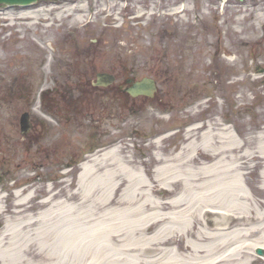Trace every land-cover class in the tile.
<instances>
[{
    "label": "rangeland",
    "instance_id": "374dc122",
    "mask_svg": "<svg viewBox=\"0 0 264 264\" xmlns=\"http://www.w3.org/2000/svg\"><path fill=\"white\" fill-rule=\"evenodd\" d=\"M98 1L99 15L85 29L79 25L85 5L76 6L67 19L64 11L57 25L26 22L41 13L50 16L46 9L31 18L20 15L18 7L0 15V229L16 211L33 212L47 197L59 201L75 192L80 164L89 166L104 150L126 155L130 166L146 177L159 166L153 160L155 152L170 159L202 132L227 128L242 141L243 149L251 150L253 139L264 137V0H180L179 4L166 0L160 15L155 0H136L150 3L152 11L135 7L144 15L136 21L125 18L121 26L113 24L121 22L116 18L119 4ZM66 25L86 38L82 55L87 59V83L94 82L97 72L108 71H114L115 81L95 89L88 86L90 95L84 103L78 101L70 116L62 117L51 114L44 92L52 88L56 75L53 58L78 50L72 40L61 41L56 56L47 47L56 45L53 33ZM18 74L33 81L22 95L34 97L35 128L25 134L19 118L27 104L18 99L1 101V83ZM144 77L156 83L152 97L120 93L112 99L118 83ZM97 91L109 93L93 100ZM196 154L204 155L201 150ZM248 166L243 180L259 202L261 167L252 162ZM19 193L18 200L25 205H16ZM162 194L156 195L163 198L169 193ZM253 264L262 263L257 259Z\"/></svg>",
    "mask_w": 264,
    "mask_h": 264
},
{
    "label": "bare ground",
    "instance_id": "6f19581e",
    "mask_svg": "<svg viewBox=\"0 0 264 264\" xmlns=\"http://www.w3.org/2000/svg\"><path fill=\"white\" fill-rule=\"evenodd\" d=\"M253 141L243 149L227 128L202 132L170 159L155 152L146 177L104 150L81 166L75 192L5 220L0 264H264V137ZM251 162L259 202L243 180Z\"/></svg>",
    "mask_w": 264,
    "mask_h": 264
},
{
    "label": "flooded vegetation",
    "instance_id": "af4514ba",
    "mask_svg": "<svg viewBox=\"0 0 264 264\" xmlns=\"http://www.w3.org/2000/svg\"><path fill=\"white\" fill-rule=\"evenodd\" d=\"M54 1V0H51ZM78 1V0H73ZM98 1V0H97ZM156 2H160L163 8L166 7V0H155ZM101 1H98V3ZM119 8H120V14L122 19H134V12L133 10V2L132 0H127L126 2H121L118 0ZM180 0L177 4H179ZM96 3H91V6L95 5ZM74 5V4H73ZM142 5L148 9L150 3L146 4L142 2ZM130 6V7H129ZM70 7V6H69ZM66 9L64 6L62 10ZM130 10V11H129ZM56 13V12H55ZM73 14L74 11L68 12L67 14ZM80 14V13H79ZM69 17H66L67 19ZM57 19L54 18V20H51V25H57L59 23L56 22ZM123 24V21L120 25ZM62 26V24H61ZM60 26V27H61ZM86 28V27H85ZM82 28V29H85ZM53 37L55 40H57L56 45L52 48L53 55L56 56V51H58V48L60 49L61 41H69L72 40L77 44L78 50H76L74 53L67 52L64 57L53 58V64H54V73L56 74L52 78V88L48 87V89L44 92H48V98L50 101V106L48 107L49 111H51V114L54 116H57L58 114H61V116H70L73 111L78 105L76 104L78 101L80 103H84V100L88 98L90 95L87 92L88 86L91 87V89H95V86L90 82L88 84L89 78H86L84 74L86 73V67L84 64H86L87 59L86 56H83L82 54L86 55V50L84 49L86 38L84 36L77 34L76 27H72L69 25L64 26L62 29L56 31V33H53ZM91 42L94 40H90ZM51 45V43H48ZM60 52V51H59ZM25 65V64H24ZM21 67H25V66ZM58 66L60 67V70L57 71ZM20 67V68H21ZM107 73H110L114 75V71H108ZM58 75V77H57ZM115 77V75H114ZM30 83L32 84L33 81L30 79V82L23 77V75H17L13 76L9 79H5L1 83V89H3L2 95H1V101L3 102H11L13 99L23 100L26 106V109L23 112H26L28 114L30 124H31V130L35 128V119L31 115V108L34 104V97H29L28 94H24L23 90L29 89ZM37 85V83H36ZM130 85V81L128 79H125L122 81V83H118L115 87V91L109 90L112 95V99L114 100L116 97L120 95V93L125 94L126 96L130 95L127 93L126 88ZM113 87V88H114ZM100 88V87H96ZM109 92H103V91H97L98 95H92L93 100H96L98 98H103L104 96H108ZM1 93V91H0ZM28 97V98H27ZM46 105H43V109L45 111ZM33 109V108H32ZM48 111V113H49ZM22 112V113H23Z\"/></svg>",
    "mask_w": 264,
    "mask_h": 264
},
{
    "label": "water",
    "instance_id": "95a60500",
    "mask_svg": "<svg viewBox=\"0 0 264 264\" xmlns=\"http://www.w3.org/2000/svg\"><path fill=\"white\" fill-rule=\"evenodd\" d=\"M36 0H0V4H29ZM97 85H107L112 82L113 76L106 73H98L96 75ZM156 90L155 82L150 78H142L140 81H135L132 85L127 89L128 93L132 96L144 95L151 96L153 92ZM20 126L22 133H25L28 128V120L25 115L21 116ZM258 253H262L261 249L257 250Z\"/></svg>",
    "mask_w": 264,
    "mask_h": 264
}]
</instances>
